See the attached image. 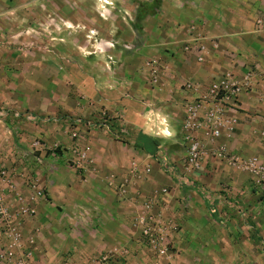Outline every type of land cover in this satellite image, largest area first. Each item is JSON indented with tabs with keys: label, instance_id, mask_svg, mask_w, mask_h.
<instances>
[{
	"label": "crops",
	"instance_id": "crops-1",
	"mask_svg": "<svg viewBox=\"0 0 264 264\" xmlns=\"http://www.w3.org/2000/svg\"><path fill=\"white\" fill-rule=\"evenodd\" d=\"M261 13L264 0H0V168L13 185L3 190L10 207L34 210L20 221L22 237L33 240L31 264H90L119 246L129 256L109 264H153L131 219L143 197L163 188L160 205L179 226L171 264L190 263L183 234L202 201L214 215L223 200L244 222L259 216L264 184L211 154L221 147L264 165V38L253 31ZM96 42L110 46L93 52ZM247 70L251 89L226 117L234 123L214 141L196 132L204 158L184 181L180 123L195 97L184 83L203 90ZM138 135L156 142L152 154L135 148ZM74 145L88 149L89 164ZM132 165L149 173L134 177ZM28 178L42 199H32ZM242 232L253 235L247 222ZM253 236L254 247L263 245Z\"/></svg>",
	"mask_w": 264,
	"mask_h": 264
},
{
	"label": "built area",
	"instance_id": "built-area-1",
	"mask_svg": "<svg viewBox=\"0 0 264 264\" xmlns=\"http://www.w3.org/2000/svg\"><path fill=\"white\" fill-rule=\"evenodd\" d=\"M253 31L264 38V13L256 16L253 21ZM108 43L96 42L93 46V52H104ZM254 73L247 70L239 79H234L226 75L221 80L211 82L205 89L201 90L198 85L185 82L183 89L195 95L189 102L183 105L184 115L180 123V136L184 147V158L182 161L184 181L188 176L200 169L204 156L203 145L195 136L196 132L206 130L211 141L216 140L220 135V130L227 123L233 124L234 117L228 114H234L239 110L238 98L242 93H247L251 89ZM152 82H155L153 78ZM6 114L0 111V117ZM13 118H17L12 114ZM102 123L107 121L105 113L100 114ZM115 138L119 139V134L114 133ZM212 156L224 159L232 167L248 174L254 185L264 184V165L255 158L240 159L227 154L221 147ZM76 157L81 161L87 160L88 149L75 150ZM131 175L139 177V174L149 173L147 166L139 171L136 165L130 169ZM169 175L174 174V170L167 168ZM27 187L34 190L32 199H42V192L36 188V181L25 179ZM188 182V181H187ZM0 264H31L33 240L24 239L20 232V221L25 216H32L34 210L31 206H20L12 209L7 202L3 190H12L13 185L5 170L0 168ZM118 193L123 196L124 188L121 186ZM168 194V190L163 188L158 193H153L143 197L139 210L132 217L131 223L137 230L138 243L142 245L153 258V264L172 261L171 234L178 231L179 226L173 218L168 217L160 205L162 198ZM17 203H21V198L17 197ZM129 256L127 247H114L109 251L103 252L94 258L90 264H109L112 258L124 261Z\"/></svg>",
	"mask_w": 264,
	"mask_h": 264
},
{
	"label": "rangeland",
	"instance_id": "rangeland-1",
	"mask_svg": "<svg viewBox=\"0 0 264 264\" xmlns=\"http://www.w3.org/2000/svg\"><path fill=\"white\" fill-rule=\"evenodd\" d=\"M17 118L18 119L16 120L32 122L27 120L28 117L20 119L18 116ZM74 148L76 149L77 146L74 145L73 149ZM41 150L43 151L44 148ZM83 162L89 164L88 154L87 160ZM258 198L259 201H261L258 208L259 216L255 217L254 219H257L254 220L252 219V216L249 215L246 222L252 228L251 234L255 235L257 238H261L264 242V232H261L264 230V194L258 195ZM205 201L206 200L202 201V203L198 205L199 207L196 212L197 216H194L196 218V225L193 223L195 226L192 225L187 227L184 231L185 236L183 234L184 242H189V244L185 245L180 252L186 256L187 260L190 262L189 264L262 263L264 259V243L256 248L253 245L254 242H252L254 236L247 235L246 232L241 233V225L246 223L241 215L231 208H227V205L223 200L217 204L218 213H215L216 215H214L212 210L210 211L208 207L209 204L206 205ZM235 203L234 207L237 206L241 208L240 204H238L239 202L237 204ZM211 208L215 210L213 206H211ZM184 211L186 212V208H184ZM258 222L262 226L260 232H256L254 229V224ZM233 228L239 230V232L235 234ZM229 231H232V233H228ZM245 239L249 241L248 247H245L243 245L244 243H242ZM241 244L243 246H240ZM214 253L217 255L218 261L212 259ZM257 255L260 256L259 260L256 259Z\"/></svg>",
	"mask_w": 264,
	"mask_h": 264
},
{
	"label": "trees",
	"instance_id": "trees-1",
	"mask_svg": "<svg viewBox=\"0 0 264 264\" xmlns=\"http://www.w3.org/2000/svg\"><path fill=\"white\" fill-rule=\"evenodd\" d=\"M134 146L147 154H152L155 150L156 142L145 136L138 135L134 140Z\"/></svg>",
	"mask_w": 264,
	"mask_h": 264
}]
</instances>
